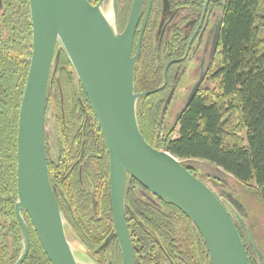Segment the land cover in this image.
<instances>
[{"label":"flooded vegetation","instance_id":"flooded-vegetation-1","mask_svg":"<svg viewBox=\"0 0 264 264\" xmlns=\"http://www.w3.org/2000/svg\"><path fill=\"white\" fill-rule=\"evenodd\" d=\"M89 2L100 6L107 15L116 5L117 27L124 32L134 0ZM226 3L227 0H142L132 43V55H138L135 88L138 93L163 88L139 98L138 122H144L143 114L138 113L140 105H157L160 112L155 119L159 126L176 132V113L191 90L199 82L197 94L207 88L220 68ZM33 48L30 0H0V264H16L22 250L16 212L17 134ZM58 50L48 80L44 143L49 180L66 220L65 235L79 250L78 264H123L115 234L106 140L66 51L57 47ZM139 126L142 132L140 123ZM190 171L221 200L247 245L240 220L243 208L232 201L235 199L239 205L237 192L227 179ZM180 213L127 176L125 221L135 264H211L198 229L192 221L182 220ZM22 214L29 228L30 247L21 264H52L29 215ZM249 255L251 264H259L250 251Z\"/></svg>","mask_w":264,"mask_h":264},{"label":"water","instance_id":"water-1","mask_svg":"<svg viewBox=\"0 0 264 264\" xmlns=\"http://www.w3.org/2000/svg\"><path fill=\"white\" fill-rule=\"evenodd\" d=\"M30 2L34 48L17 134L16 212L22 250L16 264L22 263L30 247L29 228L22 212L29 215L52 264H78L75 248L65 235V217L49 180L44 143L47 87L52 62H57V47L66 51L106 140L115 234L120 241L123 264H135L125 221L127 176L171 203L193 222L204 240L211 264H251L249 251L259 264H264V256L252 239L245 218L240 220L247 245L214 191L170 152L148 143L141 132L138 100L163 88L141 93L135 88L134 68L138 55H132V43L142 0H134L129 23L122 33L116 23V5L111 15H107L89 0ZM199 84L176 113L175 124L195 98ZM193 163L209 175L225 180L232 177L210 162ZM232 201L243 208L240 201L239 205L235 199Z\"/></svg>","mask_w":264,"mask_h":264},{"label":"trees","instance_id":"trees-1","mask_svg":"<svg viewBox=\"0 0 264 264\" xmlns=\"http://www.w3.org/2000/svg\"><path fill=\"white\" fill-rule=\"evenodd\" d=\"M263 20V0H227L221 65L212 76L215 87L195 96L176 132L159 126V106L143 103L138 113L144 118L139 122L143 136L153 147L170 152L194 171V161H205L241 183H254L264 200ZM180 217L191 223L184 213Z\"/></svg>","mask_w":264,"mask_h":264},{"label":"rangeland","instance_id":"rangeland-1","mask_svg":"<svg viewBox=\"0 0 264 264\" xmlns=\"http://www.w3.org/2000/svg\"><path fill=\"white\" fill-rule=\"evenodd\" d=\"M262 22L264 23V20ZM261 34L264 38V28ZM215 84V80L211 79V81L207 85L208 88H214ZM196 172L204 174V171L200 168H197ZM227 181L231 185V187L237 192L238 199L243 205V217L246 220L248 231L251 234L252 239L255 241L260 252L264 256V200L256 193L254 183L246 185L234 179L233 177H228ZM75 251L79 252L78 249H75Z\"/></svg>","mask_w":264,"mask_h":264}]
</instances>
